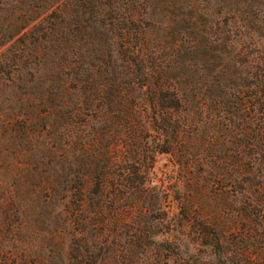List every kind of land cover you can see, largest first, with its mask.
<instances>
[{
  "label": "trees",
  "instance_id": "obj_1",
  "mask_svg": "<svg viewBox=\"0 0 264 264\" xmlns=\"http://www.w3.org/2000/svg\"><path fill=\"white\" fill-rule=\"evenodd\" d=\"M147 1L101 2L99 28L90 30L85 18L57 15L39 45L41 56H54L56 75L45 79L40 98L63 128L57 152L62 162L68 154L70 173L61 188L60 176H42L39 191L68 197L67 264H167L174 246L166 234L197 217L206 223L200 234L219 247L226 232L210 223V209L227 201L246 205L239 213L251 221L264 218V16L235 13L185 49L175 43L149 52ZM76 15H84L83 4ZM201 42L218 50L228 42L222 70L171 75L181 52H196ZM15 81L0 77L6 86ZM158 153L172 155L183 176L184 190L174 194L178 219L166 210L168 192L148 178Z\"/></svg>",
  "mask_w": 264,
  "mask_h": 264
},
{
  "label": "rangeland",
  "instance_id": "obj_2",
  "mask_svg": "<svg viewBox=\"0 0 264 264\" xmlns=\"http://www.w3.org/2000/svg\"><path fill=\"white\" fill-rule=\"evenodd\" d=\"M104 1L0 0V77L16 80L14 85L7 86L0 82V264L68 262L70 223L62 211V203L68 197L62 199L60 195L39 191L43 188L39 183L42 176L50 180L60 176L58 188L66 186L64 179L70 176L68 154L62 162L57 152L60 139L65 137L63 128L55 123L52 113L46 112L40 98L47 89L45 79L56 75L52 66L54 56L52 50L41 56L39 45L57 15L66 20L85 18L83 24L88 30L99 28L93 19L102 17L106 10L101 3ZM63 4H68L66 12L58 9ZM81 4L84 15L79 16L76 14ZM146 5L144 20L151 23L146 41L149 52L153 45L169 51L175 43L185 49L235 13L247 15L257 11L264 16V4L256 5L253 0H148ZM226 25L233 26L232 22ZM201 44L196 52L183 50L181 63L170 74L220 72L229 61L228 42L222 50ZM215 45L221 47L220 43ZM231 70L228 67L223 73L229 74ZM30 78L32 82H28ZM31 163L36 167L31 168ZM42 164L45 172L40 170ZM148 178L160 191L168 192L166 210L178 219L183 210L174 194L183 192V176L173 165L172 155L156 154ZM245 208L240 202L231 206L228 201L211 207L215 220L210 223L221 233L226 232L216 249L209 244L213 243L212 235L206 233L202 234L203 240L197 238L206 224L200 217L196 218L199 222L177 225L166 234L174 246V254L169 256L166 252L167 264H264V218L251 221L239 213ZM157 252L165 253L163 249Z\"/></svg>",
  "mask_w": 264,
  "mask_h": 264
}]
</instances>
